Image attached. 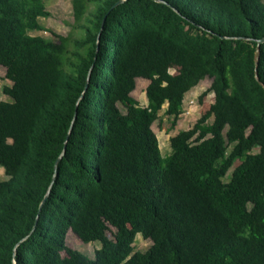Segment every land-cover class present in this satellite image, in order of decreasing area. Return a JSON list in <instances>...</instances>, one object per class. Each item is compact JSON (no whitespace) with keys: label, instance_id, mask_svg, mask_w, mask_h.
<instances>
[{"label":"trees","instance_id":"1","mask_svg":"<svg viewBox=\"0 0 264 264\" xmlns=\"http://www.w3.org/2000/svg\"><path fill=\"white\" fill-rule=\"evenodd\" d=\"M118 1L72 0L78 36L47 38L45 0H0V264H264V0ZM206 78L164 155L153 123Z\"/></svg>","mask_w":264,"mask_h":264},{"label":"rangeland","instance_id":"2","mask_svg":"<svg viewBox=\"0 0 264 264\" xmlns=\"http://www.w3.org/2000/svg\"><path fill=\"white\" fill-rule=\"evenodd\" d=\"M45 4L46 9L50 14L48 16L40 17L39 20L43 29L37 31V34L44 35L47 38H54V33L62 34L64 36H73V34L78 36V34L73 31L74 15L72 0H45ZM171 71L174 72L176 69L172 68ZM4 75L5 68L0 67V101L11 100V98L4 93L3 89L5 85L12 84V82L5 78ZM211 81L210 78H206L185 94L183 111L174 129L170 130L171 117L165 113L166 105H164L163 109L160 111V117L153 123V129L159 138L160 147L164 155H167L171 151L170 137L182 129L192 127L206 108L205 104L212 103L214 99L213 92H210L205 96L203 103L199 100L200 95L210 86ZM148 83L149 80L138 78L136 89L132 93L141 105H147L148 102L146 95V87ZM191 99L194 100L193 103L190 102ZM119 106L123 112H126V108L122 104H119ZM233 168L234 167L229 171L230 174ZM7 178L8 175L5 173L4 168L0 166V180ZM113 232V229L108 231V235L111 238H113ZM151 244L152 241L150 239L143 237L141 233L137 234L135 250H146ZM67 245L80 250L91 258H94L95 251L101 246V242L99 240L89 243L83 242L70 230L67 234ZM13 264H17L15 259L13 260Z\"/></svg>","mask_w":264,"mask_h":264},{"label":"water","instance_id":"3","mask_svg":"<svg viewBox=\"0 0 264 264\" xmlns=\"http://www.w3.org/2000/svg\"><path fill=\"white\" fill-rule=\"evenodd\" d=\"M123 1H125V0H119L115 5H117V4H119V3H122ZM160 1H163V0H160ZM103 25H104V21H103L102 26H103ZM102 29H103V28H101V30H100V32H99V34H98V39H100ZM263 42H264V37H263V38H260V39H257L258 46H259L261 43H263ZM257 54H258V53H257ZM91 69H92V68H91ZM91 69H90L89 76H88V81H87V83H86L85 90H84V93L82 94V96H84L85 91H86L87 88H88L89 78H90V74H91V71H92ZM76 116H77V110L75 111L74 118H76ZM67 142H68V136H67L66 141H65V146H64V151H63V153L65 152V148H66ZM63 153H62V155H63ZM62 155L58 158V160H57V162H56V165H57L58 161L61 159ZM47 195H48V194H47ZM47 195H46L45 198L43 199L42 204L44 203V201H45ZM42 204H41V206H42ZM15 262H16V260H15Z\"/></svg>","mask_w":264,"mask_h":264},{"label":"built area","instance_id":"4","mask_svg":"<svg viewBox=\"0 0 264 264\" xmlns=\"http://www.w3.org/2000/svg\"><path fill=\"white\" fill-rule=\"evenodd\" d=\"M190 102H191V103H193V102H194V100H193V99H191V100H190Z\"/></svg>","mask_w":264,"mask_h":264}]
</instances>
